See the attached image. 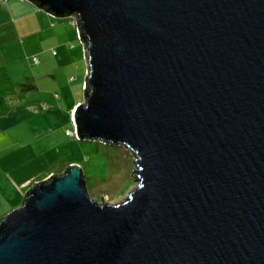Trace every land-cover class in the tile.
<instances>
[{"label": "water", "instance_id": "95a60500", "mask_svg": "<svg viewBox=\"0 0 264 264\" xmlns=\"http://www.w3.org/2000/svg\"><path fill=\"white\" fill-rule=\"evenodd\" d=\"M28 1L77 19L76 138L126 147L138 186L112 205L79 164L35 182L0 264H264V0Z\"/></svg>", "mask_w": 264, "mask_h": 264}, {"label": "crops", "instance_id": "0c3cea01", "mask_svg": "<svg viewBox=\"0 0 264 264\" xmlns=\"http://www.w3.org/2000/svg\"><path fill=\"white\" fill-rule=\"evenodd\" d=\"M66 20L70 18H55L28 0H0V219L23 204L35 182L80 165L79 157L63 152L72 145L81 148L68 135L76 130L72 121L78 103L67 111L48 110L45 102L31 95L33 80L27 77L24 84L19 79L21 71L14 59L33 57L28 61L36 64L35 58L44 60L51 51L62 68L68 67L67 46L73 34L62 22ZM12 47L18 51L11 49L7 59ZM58 100L64 99L58 96Z\"/></svg>", "mask_w": 264, "mask_h": 264}, {"label": "rangeland", "instance_id": "374dc122", "mask_svg": "<svg viewBox=\"0 0 264 264\" xmlns=\"http://www.w3.org/2000/svg\"><path fill=\"white\" fill-rule=\"evenodd\" d=\"M71 19L62 21L67 22L72 28L68 31L73 34V39H70V45L67 46L71 54L68 67L62 68L51 51L44 56V60L40 56L37 58L39 62L42 61L38 65L28 61L33 57H14L21 71L20 75L18 74L19 79L24 84L27 82V77L33 80L31 81L33 83L31 95L45 102L48 110L54 111L58 107L67 111L76 103L77 105L85 103V84L89 62L85 44L81 41L77 26L70 23ZM11 49L18 51L16 47L8 48L7 59H11ZM57 95L64 100H58ZM60 101L61 104H59ZM72 125L75 128L74 120ZM72 140H77L81 148L78 150L72 145V148H63V152L79 157L91 197L100 203L106 202L112 205L126 201L138 186L133 172L136 168L134 161L137 157L124 146H114L99 141H81L77 138Z\"/></svg>", "mask_w": 264, "mask_h": 264}, {"label": "built area", "instance_id": "2783aa9c", "mask_svg": "<svg viewBox=\"0 0 264 264\" xmlns=\"http://www.w3.org/2000/svg\"><path fill=\"white\" fill-rule=\"evenodd\" d=\"M71 20H72L71 23H72L73 25H76V26H77V29H78L77 19H76V18H72ZM34 61H35L36 64L39 63V59H37V58H35ZM68 135H69V136L77 137V136H76V132L73 133V132H70V131H69V132H68Z\"/></svg>", "mask_w": 264, "mask_h": 264}, {"label": "trees", "instance_id": "16d2710c", "mask_svg": "<svg viewBox=\"0 0 264 264\" xmlns=\"http://www.w3.org/2000/svg\"><path fill=\"white\" fill-rule=\"evenodd\" d=\"M33 3H35L36 5H38V6H40V5H42L39 1H35V2H33ZM79 32V31H78ZM82 41V40H81Z\"/></svg>", "mask_w": 264, "mask_h": 264}]
</instances>
